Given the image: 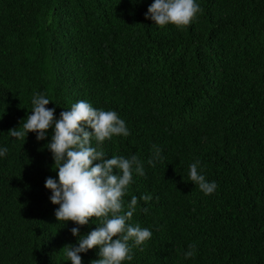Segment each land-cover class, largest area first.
<instances>
[{
    "label": "trees",
    "instance_id": "trees-1",
    "mask_svg": "<svg viewBox=\"0 0 264 264\" xmlns=\"http://www.w3.org/2000/svg\"><path fill=\"white\" fill-rule=\"evenodd\" d=\"M153 2L0 0V264H71V229L86 236L100 226L55 219L44 187L58 179L53 129L41 141L8 133L36 94L56 119L86 101L125 121L130 135L100 147L106 159L143 162L123 211L136 196L127 223L152 237L129 241L133 258L122 264H264V0H196L202 11L182 29L145 19ZM196 161L217 185L211 195L190 180ZM98 253H81L82 264Z\"/></svg>",
    "mask_w": 264,
    "mask_h": 264
},
{
    "label": "clouds",
    "instance_id": "clouds-1",
    "mask_svg": "<svg viewBox=\"0 0 264 264\" xmlns=\"http://www.w3.org/2000/svg\"><path fill=\"white\" fill-rule=\"evenodd\" d=\"M201 11L196 0H154L148 7L145 19L150 18L161 28L171 24L182 29L190 25ZM49 103L45 96L34 95L31 115L18 129L9 130L8 133L25 142L27 134L32 132L41 141L46 138L48 130L53 129L47 148L52 153L58 179L47 178L44 187L52 193L51 204L59 206L54 214L56 221L64 224L70 221L78 226L87 225L92 218L100 221V226L86 236H79L78 227L71 229L72 236L78 237V246L66 245L63 248L67 259L71 264H82L80 254L98 248L99 259L91 264H122L125 260H131L129 241L134 246H140L152 237L149 229L127 223L136 211V196L131 197L128 210L123 211L122 198L132 182L133 172L143 176L144 165L136 155L130 159H106L100 147L113 136L130 135L125 121L115 111L97 110L86 101L74 103L70 110L62 111L59 119H56L55 109L46 108ZM93 140L95 147L92 146ZM153 149L154 157L148 160V164L154 166V159L160 157L161 150L155 145ZM7 152V148L0 149V157ZM93 162L97 163L93 166ZM198 165L199 161L190 165V180L205 195H211L217 185L206 180L198 171ZM139 199L148 202L152 197L144 195ZM142 211L147 212V209ZM195 254V245L190 244L185 258L194 257Z\"/></svg>",
    "mask_w": 264,
    "mask_h": 264
}]
</instances>
